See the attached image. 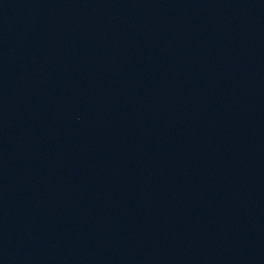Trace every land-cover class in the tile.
I'll return each mask as SVG.
<instances>
[{
    "label": "water",
    "instance_id": "1",
    "mask_svg": "<svg viewBox=\"0 0 264 264\" xmlns=\"http://www.w3.org/2000/svg\"><path fill=\"white\" fill-rule=\"evenodd\" d=\"M0 264H264V0H0Z\"/></svg>",
    "mask_w": 264,
    "mask_h": 264
}]
</instances>
